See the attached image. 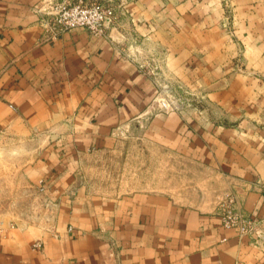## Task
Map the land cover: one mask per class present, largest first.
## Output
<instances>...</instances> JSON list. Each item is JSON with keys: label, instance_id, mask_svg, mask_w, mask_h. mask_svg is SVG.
Here are the masks:
<instances>
[{"label": "crops", "instance_id": "obj_1", "mask_svg": "<svg viewBox=\"0 0 264 264\" xmlns=\"http://www.w3.org/2000/svg\"><path fill=\"white\" fill-rule=\"evenodd\" d=\"M56 1L0 0V264H264L218 214L264 225V0H117L52 40ZM148 58L196 105L156 107Z\"/></svg>", "mask_w": 264, "mask_h": 264}, {"label": "built area", "instance_id": "obj_2", "mask_svg": "<svg viewBox=\"0 0 264 264\" xmlns=\"http://www.w3.org/2000/svg\"><path fill=\"white\" fill-rule=\"evenodd\" d=\"M121 11V4L117 0H58L44 13L42 24L46 37L52 40H57L64 32L76 27L105 33L118 22ZM163 104L166 106V103ZM174 108L179 109V103ZM261 186L264 190V183ZM233 203L234 200L230 199L218 210L224 226L235 228L241 234L252 235L256 240L263 239V221L246 214Z\"/></svg>", "mask_w": 264, "mask_h": 264}, {"label": "rangeland", "instance_id": "obj_3", "mask_svg": "<svg viewBox=\"0 0 264 264\" xmlns=\"http://www.w3.org/2000/svg\"><path fill=\"white\" fill-rule=\"evenodd\" d=\"M145 63L146 64H144V68L147 69L148 74L160 79V81L163 79L165 80V74H163L164 68L161 67L159 61L153 60V58H148L145 60ZM164 82H166L165 86L160 87V91L157 95V98L159 99L155 104L156 107H162L164 105L163 103H166L167 108L175 110V104L179 103V109L183 110L184 108H190L196 105V101H198L199 98L197 94L192 93V91L184 87L175 88L174 86L169 85L168 77ZM28 155L32 156V153H28ZM26 187L27 186L24 182L23 199L20 202L23 213L31 211L32 207L36 206L38 202L40 203V201L35 199V194H29L26 192ZM35 188L36 190H39L40 186L36 185Z\"/></svg>", "mask_w": 264, "mask_h": 264}]
</instances>
